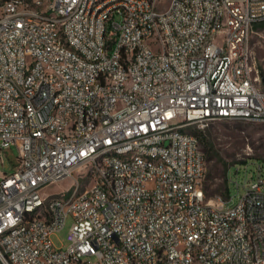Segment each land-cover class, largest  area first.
Masks as SVG:
<instances>
[{
	"label": "built area",
	"instance_id": "2783aa9c",
	"mask_svg": "<svg viewBox=\"0 0 264 264\" xmlns=\"http://www.w3.org/2000/svg\"><path fill=\"white\" fill-rule=\"evenodd\" d=\"M162 2L0 0V264H264V165L210 199L192 131L264 123V0Z\"/></svg>",
	"mask_w": 264,
	"mask_h": 264
},
{
	"label": "rangeland",
	"instance_id": "374dc122",
	"mask_svg": "<svg viewBox=\"0 0 264 264\" xmlns=\"http://www.w3.org/2000/svg\"><path fill=\"white\" fill-rule=\"evenodd\" d=\"M168 2L169 0H163L161 5H167ZM251 45L253 55L264 75V23L255 25ZM196 129L203 131L212 143V147L204 151L207 161L204 179L207 197L213 200H227L232 196L228 202L234 203L238 195L244 191L243 187L238 190L235 183L237 166H240L239 180L243 181L246 165L250 174L255 172L257 163L264 165V123L221 119L212 121L204 127L194 125L192 131L195 133ZM201 145L205 150L203 143ZM17 155L18 150L15 144L2 149L3 162L0 158V173L13 171L18 163ZM75 175L78 176L77 173ZM73 181L70 178L49 184L43 189V192L61 195L71 187ZM227 190L230 191V196H228ZM71 222L72 219L69 218L66 225L52 235L56 246L67 245L66 236Z\"/></svg>",
	"mask_w": 264,
	"mask_h": 264
},
{
	"label": "trees",
	"instance_id": "16d2710c",
	"mask_svg": "<svg viewBox=\"0 0 264 264\" xmlns=\"http://www.w3.org/2000/svg\"><path fill=\"white\" fill-rule=\"evenodd\" d=\"M195 134L198 136V138L200 140V143H203L204 149H205L204 151H207V150H209L210 147H212V143H211L210 139L206 137V135L204 134L203 131H201L199 129L198 130L196 129L195 130ZM228 169H229V167L226 169L227 172H228ZM227 193H228V196H229L230 191L227 190Z\"/></svg>",
	"mask_w": 264,
	"mask_h": 264
},
{
	"label": "water",
	"instance_id": "95a60500",
	"mask_svg": "<svg viewBox=\"0 0 264 264\" xmlns=\"http://www.w3.org/2000/svg\"><path fill=\"white\" fill-rule=\"evenodd\" d=\"M263 81H264V77H263Z\"/></svg>",
	"mask_w": 264,
	"mask_h": 264
}]
</instances>
